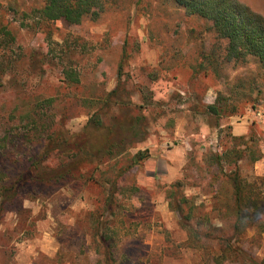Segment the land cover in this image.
<instances>
[{"label": "rangeland", "instance_id": "rangeland-1", "mask_svg": "<svg viewBox=\"0 0 264 264\" xmlns=\"http://www.w3.org/2000/svg\"><path fill=\"white\" fill-rule=\"evenodd\" d=\"M142 1L139 8L132 7L130 23L125 12L120 16L110 12L76 25L55 21L48 34L33 15H24L35 1L21 0L16 10L10 0H0V14L10 22L15 36L9 48L0 49V134L11 130L8 147L0 151V169L12 175L38 151V141L27 139L36 125L21 117L24 109L39 99L53 98L40 111L38 128L62 127L72 134L82 129L101 103L99 99L117 88L112 103L104 109L107 121L115 116H145L147 135L130 152L147 149L150 153L142 167L133 168L122 179L126 191L111 221L121 236L129 234L121 246L141 264H215L212 257L187 244V231L180 215L170 208L165 190L184 178L186 193L204 203L209 220L218 225L225 222L224 229L211 232H233L231 218L213 208L217 186L213 175L221 174L209 169L205 155L222 153L225 145L233 143L250 144L237 167L246 180L256 184L258 176L264 177V81L253 59L220 61L200 69L202 50L221 42L209 22L187 15L172 1ZM237 1L264 17V0ZM126 39L128 57L120 76ZM65 48L72 53H62ZM62 59L77 68L80 84L64 82ZM253 78L258 84L249 91ZM218 93L238 106L235 113L220 118L206 113V105ZM234 136L245 140L235 141ZM253 154L259 158L253 160ZM224 165L227 173L235 168ZM259 185L264 196V184ZM32 187L33 193L22 200L20 195L0 212V264H94L98 256L89 226L85 223L77 233V228L67 227L74 225L82 210L92 207L90 197L98 189L86 191L80 182L63 181L52 187L46 183ZM261 203L258 217L264 220V199ZM207 225L206 221L202 228L209 232ZM237 243L246 254L222 264H264V227H248ZM207 244L211 248L213 242Z\"/></svg>", "mask_w": 264, "mask_h": 264}, {"label": "trees", "instance_id": "trees-1", "mask_svg": "<svg viewBox=\"0 0 264 264\" xmlns=\"http://www.w3.org/2000/svg\"><path fill=\"white\" fill-rule=\"evenodd\" d=\"M10 1L12 8L20 9L21 0ZM33 1H35L34 7L30 11L25 10L24 15L26 17L33 15L34 19L48 29V34L55 21L61 20L67 25H76L86 18L98 20L110 12H115L116 16L125 12L127 22L130 23L128 17L132 7L139 8L143 2L142 0ZM167 1H172L187 15H194L209 22V29L221 40L213 49L202 50L198 62L200 69L218 65L220 61L226 63L253 59L257 64L258 74L264 81V17L249 12L237 0ZM165 2L166 0H161V3ZM48 39L53 44L51 37ZM14 40L10 22L5 21L0 14V49L9 48V44ZM125 44L127 39L118 66L120 76L123 73L125 58L128 57ZM69 50L65 48L62 53L69 55L72 53V50ZM6 52L1 54L3 59L7 56ZM62 63L64 82L69 85L80 84L81 77L77 68L71 61L65 63L62 59ZM257 84V78H253L247 88L251 91L256 89ZM258 91L262 92V90ZM116 93L117 88H114L100 98L101 103L89 114L82 129L72 134L66 133L61 129L62 127L58 130L38 128L40 111L46 107V104H51L53 98L39 99L32 107L24 109L21 117L29 119L31 125H36L33 131L29 130L27 139L38 141V151L31 161L24 160V166L11 173L12 175L7 170L0 169V212L7 203L12 204L20 198V195L22 200L25 195L33 193L32 186L38 187V184L46 183L52 187L61 181L72 185L80 182L81 187H85L86 191L95 187L98 192L90 197L92 207L82 210L76 217L74 225L67 228L71 230L77 228L78 231L75 230L77 233L84 229L85 223L87 227L89 226L91 243L98 256L94 264H141L139 259L135 258V254L132 252L127 254L123 244L121 246L123 237L129 235L128 232H124L121 236L120 232L112 227L111 221L116 208L120 207L119 197L126 191L122 181L124 175L135 167H142L150 157L147 149L130 152V148L136 142L146 137L148 128L145 116L142 114L129 117L115 116L112 121H107L108 112L104 109L110 106L112 97ZM231 102L228 96L218 93L216 100L206 105L205 111L217 118L231 115L238 109V106ZM10 131L6 130L3 135L0 134V151L8 147L7 135ZM132 137L138 138L134 141ZM244 138V136H234L233 140ZM233 144L225 145L222 153L209 152L205 155L209 169L221 174L220 177L213 175L217 184L213 208L225 212V215L231 218L233 232H211L224 229L225 222L224 225H218L209 220L204 203L197 202L194 195L186 193L188 183L184 178L175 180L165 190L170 208L180 215V224L187 231V244L212 257L215 264H222L225 260L235 261L245 255V250L237 243L239 236L248 227H264V220L258 217L262 210L261 201L264 199L263 189L259 184H264V177L258 176L256 184L241 175L237 163L244 158L245 149L251 146L247 143L246 147L237 146L239 143ZM254 156L255 154L253 160L259 158ZM224 164H233L235 168L227 173ZM45 195L47 196L48 193ZM206 221L209 232L203 231L202 228ZM84 235L87 236L88 233ZM208 240L213 242L211 248L207 246ZM253 264L257 263L253 261Z\"/></svg>", "mask_w": 264, "mask_h": 264}]
</instances>
